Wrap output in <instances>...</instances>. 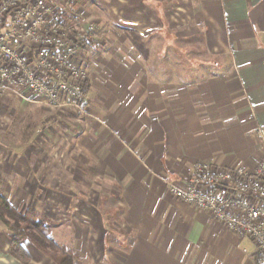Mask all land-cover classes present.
<instances>
[{"label":"crops","instance_id":"obj_1","mask_svg":"<svg viewBox=\"0 0 264 264\" xmlns=\"http://www.w3.org/2000/svg\"><path fill=\"white\" fill-rule=\"evenodd\" d=\"M147 3L158 7L157 13L168 4ZM177 5L187 7L213 56L210 66L219 73L173 88L151 80L154 73L146 77L138 63L101 62L84 96L87 117L82 116V143L76 146L89 157L88 170L114 182L107 186L116 188L123 206L121 250L106 264H264L263 257L255 261L252 242L176 200L163 181L185 182L199 163L213 170L249 169L261 158L256 133L264 126V0H178ZM16 149L0 153L3 180L10 174L7 161L14 171L31 163V151ZM1 228L0 264H21L9 255L10 238ZM91 244H84L83 252Z\"/></svg>","mask_w":264,"mask_h":264},{"label":"rangeland","instance_id":"obj_2","mask_svg":"<svg viewBox=\"0 0 264 264\" xmlns=\"http://www.w3.org/2000/svg\"><path fill=\"white\" fill-rule=\"evenodd\" d=\"M48 1L58 11V23L96 26L87 51L83 113L1 98L0 153L8 155L5 150L21 147L33 154L21 171H14L12 160L7 161L10 174L5 180L1 170L5 162L0 159V196L23 215L33 214L38 222H45L50 238L76 255L74 263L106 264L121 250L123 206L114 193L116 188L107 186L114 182L88 170L89 157L76 146L82 143L79 135L85 125L82 116H86L84 96L90 75L98 74L101 62L110 67L138 63L146 77L154 73L151 80L177 88L190 87L219 71L210 66L213 56L203 45L201 33H196L187 7H178V0H167L166 6H160L161 13L158 7H149L147 0L143 5L139 0H125L123 5L117 0ZM216 59L225 63L223 57ZM89 100L94 103L92 96ZM90 241L91 250L83 252ZM24 245L31 257L29 264H53L30 243Z\"/></svg>","mask_w":264,"mask_h":264},{"label":"built area","instance_id":"obj_3","mask_svg":"<svg viewBox=\"0 0 264 264\" xmlns=\"http://www.w3.org/2000/svg\"><path fill=\"white\" fill-rule=\"evenodd\" d=\"M56 15L48 0H0V99L83 113L87 51L96 26H65ZM256 138L261 158L249 169L213 170L199 163L185 182L163 181L176 200L207 212L264 257V126Z\"/></svg>","mask_w":264,"mask_h":264},{"label":"trees","instance_id":"obj_4","mask_svg":"<svg viewBox=\"0 0 264 264\" xmlns=\"http://www.w3.org/2000/svg\"><path fill=\"white\" fill-rule=\"evenodd\" d=\"M0 224L6 228L10 238L9 255L21 264H29L31 260L24 243H30L53 264H74L77 259L74 253L50 238L45 222H38L33 214L23 215L2 196H0ZM262 257V253L258 252V256L254 259L258 262Z\"/></svg>","mask_w":264,"mask_h":264}]
</instances>
